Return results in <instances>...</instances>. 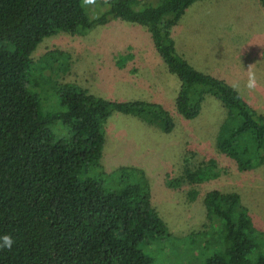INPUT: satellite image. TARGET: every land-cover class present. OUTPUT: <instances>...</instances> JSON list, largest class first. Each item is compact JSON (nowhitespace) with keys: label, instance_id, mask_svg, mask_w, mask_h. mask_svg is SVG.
<instances>
[{"label":"trees","instance_id":"1","mask_svg":"<svg viewBox=\"0 0 264 264\" xmlns=\"http://www.w3.org/2000/svg\"><path fill=\"white\" fill-rule=\"evenodd\" d=\"M83 1L0 0V236L15 241L0 249V264H156L177 240L153 205L146 171L121 167L110 175L102 164L113 116H131L165 134L175 131L174 116L158 103L108 100L58 82L57 74L70 71L71 56L50 50L35 59L47 38L85 37L116 20L144 28L179 80L177 113L196 119L207 97L218 99L227 110L218 153L240 173L264 166V113L227 81L198 71L172 36L192 5L215 0H106L95 18ZM187 161L168 187L180 190L220 173L215 161L194 170ZM203 207V229L182 238L203 244L200 264H264V232L239 193L212 190Z\"/></svg>","mask_w":264,"mask_h":264},{"label":"rangeland","instance_id":"2","mask_svg":"<svg viewBox=\"0 0 264 264\" xmlns=\"http://www.w3.org/2000/svg\"><path fill=\"white\" fill-rule=\"evenodd\" d=\"M103 1L106 0H95L91 4L83 1V6L95 18L107 9ZM221 9L228 10L230 16H225ZM181 22L177 29L195 41L196 49L191 51L188 62L198 71L214 75L230 85L239 84L241 95L264 113V7L260 1H200L187 10ZM223 24H230L231 30L245 29L247 32L236 31L238 40L227 46V30L223 32ZM222 36L227 49H215L220 46ZM132 45L140 53L119 67L116 63L125 60L119 55ZM153 47L150 34L144 28L116 20L95 28L85 37L61 34L47 38L39 45L34 58L39 59L50 50L66 52L71 56L70 71L57 74L58 82L78 84L108 100L158 103L171 112L176 123L171 134L131 116H113L106 127L102 164L110 175L121 167L146 171L153 205L177 239L175 244L167 245L165 252L158 254L156 264H200L206 257V252L200 250L203 244H184L182 238L203 229L206 222L203 199L208 192L239 193L243 204L251 210L256 227L264 232V166L240 173L233 161L218 153L216 139L227 117V110L218 99L207 97L196 119L187 120L177 113L175 99L180 89L179 80L168 72ZM129 52L138 53L136 50ZM249 66L253 67L259 81L257 89L251 92L244 87ZM55 99L53 96L46 102ZM186 161L193 170L200 164L215 161L220 173L209 181L185 185L180 190L168 187V180L180 176ZM115 180L109 178L111 186L118 184ZM131 182L138 180L132 178ZM193 191L197 195L191 199Z\"/></svg>","mask_w":264,"mask_h":264},{"label":"crops","instance_id":"3","mask_svg":"<svg viewBox=\"0 0 264 264\" xmlns=\"http://www.w3.org/2000/svg\"><path fill=\"white\" fill-rule=\"evenodd\" d=\"M225 9H228V8H225ZM225 9H221V10H224ZM225 16H230L229 14V11H225L223 13ZM182 24V22H180V24L178 26H176L173 31H172V36H173V39L175 40L176 42V48H177V51L183 55L185 57V59L189 60V56H191V51L196 49L194 46H195V41L192 40V38L190 37H187L185 32H181L179 29H177L180 25ZM228 25L230 24H223V32L227 30V33H225V35L227 36V41L229 42L227 46H231L230 43H235L238 39L236 38V31L237 32H241L240 34H243L244 32H247V30L245 29H240V30H236V29H230L228 28ZM250 26V24H248ZM232 26V25H231ZM177 29V30H176ZM229 32H232L231 35H229ZM245 34V33H244ZM224 36H222L221 40H220V46L218 48H215V49H222V50H225L227 49L226 48V43H225V39L223 38ZM237 45V44H236ZM132 47V48H131ZM131 47H128L126 49V51H124L123 53H121L119 56L123 57L124 59V62L121 61L119 63H116L119 67H121L122 65L125 64V62L127 63L129 60H132L134 57H135V54H139L140 53V50L139 49H136L134 47V45H132ZM154 48V47H153ZM131 50H136L138 53H130L129 51ZM156 52V49L154 48L153 49ZM128 57H132L131 59H128ZM162 60V59H161ZM190 61V60H189ZM163 63V61H162ZM163 65L165 66V64L163 63ZM166 68V67H165ZM169 74V73H168ZM172 77V76H171Z\"/></svg>","mask_w":264,"mask_h":264},{"label":"clouds","instance_id":"4","mask_svg":"<svg viewBox=\"0 0 264 264\" xmlns=\"http://www.w3.org/2000/svg\"><path fill=\"white\" fill-rule=\"evenodd\" d=\"M95 0H84L85 4H91L94 3ZM258 78H257V74L254 71L252 66H249V68L246 70V82L244 84V87L248 90V91H255L258 87ZM231 87L233 88V90L239 92V84H232ZM15 241L13 239V237L11 235H3L0 236V249H11L14 245Z\"/></svg>","mask_w":264,"mask_h":264}]
</instances>
